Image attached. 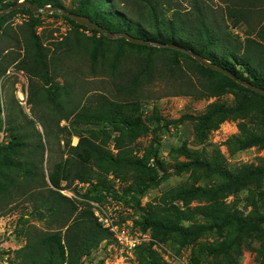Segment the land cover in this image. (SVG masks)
<instances>
[{
	"label": "trees",
	"instance_id": "16d2710c",
	"mask_svg": "<svg viewBox=\"0 0 264 264\" xmlns=\"http://www.w3.org/2000/svg\"><path fill=\"white\" fill-rule=\"evenodd\" d=\"M18 1L0 0V11L14 6ZM23 1H30L37 7L49 5L63 8L70 13L86 15L108 32H124L148 41L176 44L226 68L236 77L264 88V0H236L228 5L224 14L230 23L223 16L218 18L211 12L212 8L199 0H191V8H183L178 0H72L69 8L64 7L60 0ZM12 12H23L31 20L22 23L20 36L14 31L6 32V36L15 41L9 48L17 50L8 64L0 56V215L16 192L19 197L31 200L34 217L45 219L49 225L56 227L55 230L49 227L40 238L27 235L26 243L14 254L16 262L12 258L9 263L82 264L83 257L97 249L102 242L110 244L114 240L113 233L99 221L91 201L101 200L103 191L113 188L108 175L113 174L115 178L126 181L131 168L142 164L135 148L125 143L126 139H135L137 131L143 127L139 120L129 115L132 110H138L139 106L99 95L95 98L88 97L76 109L71 110L65 117H71V127L93 125L98 126L100 131L76 133L77 143L71 145L67 141V149L63 151L65 156L53 162L46 178L43 163L50 152L47 142L54 128L40 114H26L13 96L6 97L8 82L4 81L7 78V66L12 60L15 68L13 71H22L30 85H33L35 79L41 80L43 86L53 81L46 46L36 33V28L41 24L39 17L44 14L32 11L29 6H21ZM46 13L61 16L74 30L82 28L99 34L91 49L93 53L100 49L103 42L113 41L96 28L78 24L67 15L57 11ZM9 14L3 15L0 20ZM241 24L248 27L242 38L232 32V29ZM20 37L23 43H18ZM115 41L119 49L128 46L139 50L167 52L175 63L183 57L193 73L198 71L209 77L220 76L238 92L234 105L212 101L202 112L196 115L185 114L182 119L193 118L199 134L206 133L216 119H239L238 133L229 139L232 148L240 150L251 145L264 144V130L252 128L240 117L246 111L250 100L247 93L261 99H264V95L220 71L201 65L182 50L133 43L124 37H117ZM153 73L151 60H140L127 77L128 85L122 88L129 94H134L142 84L152 79ZM225 88L226 86L223 87ZM32 91L34 96L39 95L40 88L34 86ZM208 94L218 95V88L209 89ZM27 102L32 101L28 98ZM157 121L167 124L161 116H157ZM66 127L67 125L62 126L61 129ZM106 128L117 132L113 139L116 152L108 147L111 136ZM178 151L184 156L193 155L192 150L185 145ZM193 163L197 168H212L227 179L230 176L239 179L256 174L260 177L264 175V168L261 167H245L236 173L229 172L221 166L218 159L207 164L196 158ZM73 184L75 186L71 187ZM77 186L86 188L81 193ZM217 186L220 187L219 184ZM60 189H73L74 196L78 195L81 200L62 194ZM217 190L218 188L192 183L175 186L163 194L162 205L153 206L149 215L143 216L140 223L150 224L162 233H174L184 238L217 232V240L201 242L196 251L209 255L225 253L229 256L230 250L239 248L246 233L256 231L255 225L264 223L262 212L254 209L243 215L224 200L184 207L173 204L180 200L186 202L188 197L199 194L216 193ZM251 197L253 198V193ZM45 211H48V217L44 216ZM147 217L151 220L146 223ZM256 249L259 255L263 253L261 248ZM133 254L139 264H164L161 254L153 248V242L138 244ZM261 264H264V260Z\"/></svg>",
	"mask_w": 264,
	"mask_h": 264
},
{
	"label": "rangeland",
	"instance_id": "374dc122",
	"mask_svg": "<svg viewBox=\"0 0 264 264\" xmlns=\"http://www.w3.org/2000/svg\"><path fill=\"white\" fill-rule=\"evenodd\" d=\"M60 1L66 8L72 6V0ZM178 1L183 8H191V0ZM199 1L212 8L211 12L218 18L223 16L227 21L224 14L226 7L236 0ZM42 13L44 15L39 17L41 24L36 28V33L46 46L53 81L43 86L41 80L35 79L33 85H30L22 71H13V60L7 66V78L4 81L8 82L6 97L13 96L26 114H40L54 128L47 142L50 152L43 163L45 176L53 162L65 156L63 151L67 149V141L71 145L77 143L76 133L100 131L98 126L93 125L71 127V117L65 118L71 110L76 109L88 97L95 98L99 95L136 104L139 109L132 110L129 115L139 120L143 127L137 131L135 139H126L125 143L135 148L143 165L131 168L126 181L115 178L113 174L108 175L113 188L103 191L101 200L91 201L95 214L120 227L126 225L133 234H145V242H153V248L161 254L164 264H261L264 260V223L256 224V231L246 233L239 248L230 250L229 256L225 253L209 255L196 251L201 242L217 240V232L184 238L174 233H162L150 224L140 223L143 216L149 215L153 206L162 205V196L166 191L185 183L218 190L216 193L188 197L186 202L175 201V206H194L224 200L243 215L254 209L264 214V175L260 177L256 174L239 179L230 176L227 179L212 168H197L193 163L196 158L207 164L218 159L224 169L233 173L245 167L264 168V144L234 150L229 139L238 133L239 119H216L204 134L197 132L193 118L182 119L185 114L196 115L202 112L212 101L234 105L237 90L220 76L209 77L198 71L197 74L193 73L183 57L175 63L167 52L139 50L128 46L119 49L116 38L103 42L100 49L93 53L91 49L99 34L82 28L74 30L61 16ZM29 20L31 17L23 12H12L0 20V56L6 64L17 51L9 48L15 41L6 36V32L14 31L20 36L22 23ZM227 22L230 23L229 20ZM247 29L246 25L241 24L232 29V32L242 38ZM18 43H23L21 37ZM143 59L151 60L153 77L142 84L136 93L129 94L122 86L128 85L127 77L135 69L137 62ZM34 86L40 88L39 95H33ZM215 88H218V95L210 96L209 89ZM247 95L250 100L240 117L252 128L263 131L264 99L251 93ZM28 98L32 102L28 103ZM157 116L164 117L167 124L158 122ZM66 125L65 129H61ZM106 131L111 136L108 147L116 152L113 139L117 132L110 128H106ZM70 133L73 134L70 136ZM183 145L192 150L191 157L179 153L178 149ZM85 188L86 186H77L81 193ZM71 191L72 197L81 200L78 195L74 196L73 189ZM32 210L31 200L21 198L15 192L10 204L0 215V264H10L12 258L16 262L14 254L26 243L27 235L40 238L49 227L55 230L56 225H49L45 219L34 217ZM44 216L48 217V211H45ZM150 220L147 217L145 221L147 223ZM103 244L104 242L84 256L82 264H139L133 253L131 256L125 255L114 242L109 246ZM256 248H261L263 253L259 255Z\"/></svg>",
	"mask_w": 264,
	"mask_h": 264
},
{
	"label": "water",
	"instance_id": "95a60500",
	"mask_svg": "<svg viewBox=\"0 0 264 264\" xmlns=\"http://www.w3.org/2000/svg\"><path fill=\"white\" fill-rule=\"evenodd\" d=\"M21 6H29L32 11L41 12V13L47 12V11H57L61 14L69 16L78 24L85 25V26H88L91 28H96L97 30H99L102 34H104L108 38L124 37L126 40L133 42V43L145 44V45H155V46H159V47L161 46V47H168V48H172V49L182 50V51L190 54L201 65L208 67V68H211L213 70L220 71L223 74L234 79L236 82L246 86L247 88H249V89H251V90H253L259 94L264 95V88H261L257 85H254V84L250 83L249 81H245L243 79H240V78L236 77L235 75H233L232 73H230L226 68L221 67L218 64L209 61L208 59L202 58V57H200V56L190 52L189 50H186V49H184V48H182L176 44L158 43V42L148 41L145 39L134 37V36H132L128 33H124V32H108V31L104 30L103 27L101 25H99L98 23L91 21L88 16L83 15V14L70 13V12L64 10L63 8H60V7L49 6V5H46L44 7H37V6H34L30 1L19 0L14 6H11L5 10L0 11V17L4 14L14 10V9L21 7Z\"/></svg>",
	"mask_w": 264,
	"mask_h": 264
},
{
	"label": "built area",
	"instance_id": "2783aa9c",
	"mask_svg": "<svg viewBox=\"0 0 264 264\" xmlns=\"http://www.w3.org/2000/svg\"><path fill=\"white\" fill-rule=\"evenodd\" d=\"M59 191L69 197L73 195L70 190L60 189ZM98 219L113 233V242L115 243L116 247H119L125 255L131 256L135 247L138 244L146 241L145 234H133L130 232V230H128L129 228L126 225H122L123 227H120L112 221L109 222L107 219L102 220L99 216ZM103 245L109 246V244H106L105 242Z\"/></svg>",
	"mask_w": 264,
	"mask_h": 264
}]
</instances>
